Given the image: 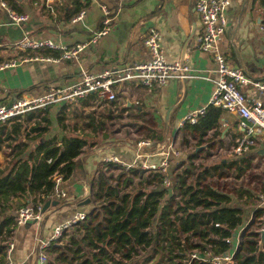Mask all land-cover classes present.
I'll list each match as a JSON object with an SVG mask.
<instances>
[{"label":"crops","instance_id":"1","mask_svg":"<svg viewBox=\"0 0 264 264\" xmlns=\"http://www.w3.org/2000/svg\"><path fill=\"white\" fill-rule=\"evenodd\" d=\"M14 1L15 9L27 16V20L13 24L8 11L0 9V63H11L0 70V103L10 104L22 94L37 95L53 85L72 84L79 78L81 71L100 74L147 61L149 55L144 37L149 28L159 30L166 60L189 66L190 73L194 75V78L187 80H170L159 87H131L120 95L113 109L104 101L96 107V97L93 95L67 108L53 105L45 110L42 117L47 121L44 126L49 123L45 139L71 136L68 127L62 128L59 118L65 115L71 120V110L75 107L80 112L90 111L85 118L90 120L82 125L87 135L78 136L87 144L76 159L74 173L60 185L65 197L51 200L57 201V204L50 206L40 221H31L19 227L14 223L10 263L40 264V241L49 238L58 224L78 214H88L91 210V202L88 205H82V202L91 198L97 172L104 158L117 156L125 163H130L139 153L143 156L142 161L158 163L162 159V155L157 154L166 143L151 141L150 148L139 149L138 141L131 139L113 140L109 136L102 139L100 129L108 128L113 120H122L126 122L122 126L129 134L146 130L162 133L164 138L167 134H174L187 114L209 104L217 74L211 55L201 52L197 47L201 21L194 7L196 0H80L85 6L81 10L85 15L81 22L75 24H70L72 17H67L74 11L77 0ZM228 2L225 11L227 26L218 41V48L230 66L242 68L251 80L264 81V9L258 0ZM47 4L52 7V12L45 7ZM101 6L107 8L112 18L110 31L81 52L77 60L25 62L22 58H27V53L14 48V44L25 36L52 39L67 46L86 42L102 28ZM41 54L48 56L51 53L44 51ZM242 91L248 98L257 95L250 87H243ZM236 124V117L224 112L218 126L221 132L219 142L214 141L211 146L220 144L226 137H231L232 141L239 137ZM90 128L92 132H89ZM18 140L11 142L12 148L20 144L21 139ZM40 141H44V138ZM24 143L28 145L23 156L26 158L37 144ZM10 148L3 147L0 151V170L9 165L14 157L9 159ZM13 150L17 152V148ZM261 150H264V144L260 146ZM259 155L264 160V153Z\"/></svg>","mask_w":264,"mask_h":264},{"label":"trees","instance_id":"2","mask_svg":"<svg viewBox=\"0 0 264 264\" xmlns=\"http://www.w3.org/2000/svg\"><path fill=\"white\" fill-rule=\"evenodd\" d=\"M4 1L11 11L22 15L15 9L14 0ZM258 4L264 9V0H258ZM84 7L80 0L75 1L74 11L67 19L76 16ZM51 55L59 56L57 52ZM223 113V110L209 105L196 124H185L181 128L182 144H190L194 150L205 144L212 147V142L221 135L218 126ZM62 120L59 118L60 123ZM37 121L31 125L17 122L0 128V151L3 147L10 148V142H18L22 138L20 144L13 147L17 148V152L9 166L0 170L2 213L8 205H12L13 200L17 202V210L29 204L43 206L50 201L55 187L54 176L60 175L64 181L68 180L74 173L76 159L87 144L74 136L45 139L49 123L42 127L47 121L45 117ZM145 132L150 133L149 138L155 140L154 143L161 144L165 139L162 133ZM32 133L34 135L29 136ZM42 138L44 141L41 142ZM25 141L37 144L26 158L23 157L28 146ZM251 155L248 153L238 162L232 161L229 167L238 165L236 168L242 171V164L249 166ZM196 157L197 154L188 155L190 164L187 168L179 173L177 169L172 174L174 185L171 188L163 186L165 175L160 172L138 168L125 171L118 165L102 163L93 185L91 210L84 221L71 228L73 231L66 236L67 240L58 241L45 250L48 264H119L116 256L132 260L148 248H154L163 257L164 264H184L190 250L211 256L229 251L231 245L226 240L235 233L237 235L251 215L259 220V225L264 224V205L246 209L235 206L232 196L223 194L211 184H203L207 178L217 174V169H221L219 175H222L223 166L203 168L196 175L197 169L192 164ZM179 159H176L178 164L182 161ZM112 170H122L123 173L114 177L110 175ZM194 174L195 180L188 183L189 176ZM149 187L155 188L148 190ZM173 191L180 195L177 202L172 196ZM244 194L249 200L260 203L264 185L259 196L248 191L240 195ZM13 227L12 216L0 220V238L4 236V242L11 238ZM258 231L253 226L244 229L233 264H264V251L259 252L258 249ZM190 237L199 239L203 245L188 244ZM5 249L4 245H0V264L7 263ZM192 264L210 263L194 261Z\"/></svg>","mask_w":264,"mask_h":264},{"label":"built area","instance_id":"3","mask_svg":"<svg viewBox=\"0 0 264 264\" xmlns=\"http://www.w3.org/2000/svg\"><path fill=\"white\" fill-rule=\"evenodd\" d=\"M127 1V0H119ZM229 5L228 0H196L195 11L201 21V31L198 37L197 47L201 52L211 55L216 64L217 79L213 82L214 87L207 106L193 110L187 114L179 128L185 124L194 125L198 119L203 116L209 105L223 110L236 117V130L239 137L235 138V153H252V148L264 144V81L251 80L244 70L237 66H230L224 55L218 48V41L224 34L227 26L225 11ZM51 12L52 7L45 6ZM0 9L7 10L10 20L13 24H20L27 20V16L19 15L11 11L7 4L0 0ZM102 28L93 33L86 42L67 46L60 44L52 39H33L29 36L23 37L14 44L17 51L32 54L23 61H42L58 63L64 60H77L80 53L90 45L95 44L98 39L108 34L112 24V18L105 6H101ZM84 11H80L76 16L70 19V24L81 22L84 19ZM264 30V27L262 28ZM144 45L149 55V59L134 65L124 66L116 70H107L100 74H93L88 71H81L79 78L69 85H53L48 90L37 95L22 94L10 104L0 103V128L9 127L13 123H27L28 116L41 114L49 106L62 105L66 108L77 102L95 96L94 103L102 104L103 101L113 109L120 100V95L125 94L129 88L146 87L153 88L165 85L170 80H187L194 78L190 73L189 66L180 62H168L161 48V34L156 28H149L145 37ZM58 53V57L43 55L41 52ZM14 63V62H12ZM11 63L0 64V70H4ZM243 87H250L256 93V97L248 98L242 91ZM40 112V113H39ZM29 116V117H30ZM178 129V128H177ZM175 134V133H174ZM173 134V135H174ZM176 135V134H175ZM175 135L169 140L165 147H161L157 155H162L158 163L142 161L143 156L137 154L130 163H125L117 156L104 158L102 163H112L120 166L123 170L141 169L144 171L160 172L165 175L163 186L171 188L174 185L172 180L171 162L179 158L181 154L175 147L177 144ZM150 141H138L137 148L144 149L150 147ZM259 149H254V151ZM244 154V155H245ZM178 160L173 164L174 171L178 169ZM54 193L52 199H63L65 193L60 189L63 178L55 175ZM50 200V201H51ZM261 206L264 205V194L260 196ZM42 205L23 206L19 208L14 217L15 226L19 227L28 222H38L42 219ZM85 213L64 221L53 228L49 238L39 243V261L40 264H48L45 250L57 243L60 238L68 232L74 225L86 219ZM248 224L238 232L235 237L232 235L226 242L231 245V249L224 254L211 256L210 254L191 253L188 257V264L194 261L210 264H233L234 255L242 239L244 229ZM219 226V225H216ZM7 242V241H6ZM7 254V263H10L9 254L13 250V243L10 241L5 245ZM207 255L208 257H206Z\"/></svg>","mask_w":264,"mask_h":264},{"label":"rangeland","instance_id":"4","mask_svg":"<svg viewBox=\"0 0 264 264\" xmlns=\"http://www.w3.org/2000/svg\"><path fill=\"white\" fill-rule=\"evenodd\" d=\"M99 106V104H96V107ZM96 109V108H94ZM80 109L78 107H75L73 109V111L71 110V115L70 118L71 120H69V116L66 117L65 115H62V123L61 125L66 128L68 127L69 132H72L71 136L74 137H78V136H82V135H87L86 129H84L82 127V125H84L86 122H88V119H85L86 116H88V114H90V111L87 112H80ZM93 110V109H92ZM40 113V112H39ZM76 113H79V115H77ZM30 116V115H29ZM29 116L27 117L29 119ZM33 117L27 121V123L25 124H33L35 122H38V118H42L43 115L41 114H34L32 115ZM31 117V116H30ZM58 119V117H56ZM67 119L69 120V122H67ZM86 120V121H85ZM126 122L122 121V120H113L111 123L108 124V128L106 127L105 130L104 129H100V137L102 139H104L105 137H110L113 140H133V141H147L150 140V142H156L155 140L149 138L150 133L148 132H139V133H128V130L123 128L122 124H124ZM45 125L42 124V127ZM66 130V129H65ZM97 131V130H96ZM89 132H92V128L89 129ZM171 133V132H170ZM113 134H115L113 136ZM176 134V135H175ZM175 138L177 141L176 144V148L177 150L181 153L179 155V160H182L181 163H179L178 166V172H181L182 170H184L185 168H187V166L190 164L188 161V155H192V154H197V157L194 158L192 160V164L194 166V168H196V175L200 173V171H202L201 169H205V168H211V167H221L223 166V173L222 175H219V172L221 169H217V174H215L214 177H209L207 178L206 181H203V184H211L216 190L222 192L223 194H227L229 196H232V198L234 199L233 204L236 206H243L244 209L246 208H252L253 206L256 208V206H261V200L260 203L258 201H251L247 198V195H240L243 192H253V194L255 196H259L261 189L263 188L264 185V160L263 158L257 154V150L254 151V149H259L260 150V146H255L252 148V155L249 158V166L246 167V163L242 164V167H244V169L242 171H239L236 167L238 166H232L229 167V165H231L230 163L234 160H236L238 162L239 158H242L244 156L245 153H235L234 152V147L236 146L235 143V139L232 141V139L230 140L231 137H226L225 139L222 140V142L220 144H216L213 147L209 148V144H207V148L206 149H200L199 151L194 150L193 146L188 144V145H183L182 141H183V133L181 131V128L178 130V132H176ZM173 134H167V138L164 139V141L162 143H168L169 140L174 136H172ZM104 136V137H103ZM22 139V138H21ZM161 143V144H162ZM9 145H11V148L9 149L8 153H9V159H11V156H15L16 155V151L13 150L12 146L13 144H11V142L9 143ZM206 145V144H205ZM203 145V146H205ZM202 147V146H201ZM150 148V147H149ZM199 148V147H198ZM150 150V149H149ZM5 151V152H7ZM195 152V153H194ZM242 160V159H241ZM176 160H173L171 162V172L172 174L175 172L174 168H173V164L175 163ZM188 162V163H187ZM9 164V163H8ZM9 166V165H7ZM6 166V167H7ZM4 167V168H6ZM123 173V171L121 170H112L110 172V175H113L114 177H117L118 174ZM195 174L192 176H189L188 179V183H191L195 180L196 176ZM135 182H137V180H135ZM112 184H114V182H112ZM155 187H149V189H154ZM127 191H130V189H127ZM92 196V192L90 197ZM172 196L174 198V201H178L179 200V194L176 191L172 192ZM16 201H12V205H8L6 207V211L4 213H2V211L0 210V220H2L3 218L9 217V216H15L17 209H16ZM30 206H33V204H29ZM253 222L252 225H250ZM259 220L255 219L254 216H250L248 218V221L246 222L248 226H253V229H257L260 231L261 229H264V224L263 225H259ZM73 230H69L68 232H66L59 240V243H62L63 240H67L68 237H66L67 235H70L72 233ZM258 231V232H259ZM5 237H1L0 238V245H6L8 241L11 240V238L7 241L4 242L3 239ZM61 241V242H60ZM188 244H200L203 245V243L199 240V239H194L191 238L189 239V243ZM200 253L198 250H190L187 252V254H191V253ZM116 260H118L119 264H164L163 263V257L160 256L158 253L155 252L154 248H148L144 251H141L138 255H136V257H134L132 260H125L120 258V256H116L115 257ZM161 262V263H159ZM184 264H188V260H184Z\"/></svg>","mask_w":264,"mask_h":264},{"label":"water","instance_id":"5","mask_svg":"<svg viewBox=\"0 0 264 264\" xmlns=\"http://www.w3.org/2000/svg\"><path fill=\"white\" fill-rule=\"evenodd\" d=\"M18 2H20L21 0H16ZM179 129L176 130V132H178ZM175 132V133H176ZM207 148V145L205 146H202V147H199L197 148L196 150L199 151L200 149H206ZM264 153V150H261L259 152V154H263ZM90 203V199L87 198L84 202H82V205H88ZM57 204V201H48L46 202L43 207H42V213L43 214H46L47 213V210L50 206H54ZM258 234L260 235V239H259V242H258V249H259V252H262L264 251V229H261ZM233 236L235 237V234H233ZM228 254H224V256H226Z\"/></svg>","mask_w":264,"mask_h":264}]
</instances>
